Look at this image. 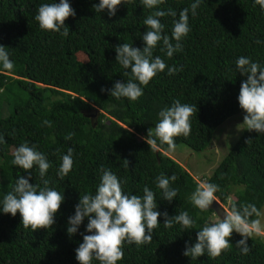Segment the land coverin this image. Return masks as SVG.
I'll return each instance as SVG.
<instances>
[{"label":"trees","instance_id":"16d2710c","mask_svg":"<svg viewBox=\"0 0 264 264\" xmlns=\"http://www.w3.org/2000/svg\"><path fill=\"white\" fill-rule=\"evenodd\" d=\"M52 2L0 0V45L6 47L15 65L11 71L0 65V136L6 141L0 143V264H79L75 249L83 242L81 234H91L86 231L88 218L71 236L67 233L68 219L75 214L80 195L95 194L102 169L111 170L127 194L142 196L144 187L150 188L157 211L167 212L169 217L187 211L196 221L192 229L178 223L165 228L161 215L152 242L140 246L125 242L124 257L117 264H264L262 236L250 237V251L243 254L236 246L243 237L236 232L229 249L219 257L183 255L186 243L195 244L197 232L214 212H202L192 204L191 195L199 184L164 153L168 145L153 136V148L145 139L159 122V112L175 100L198 109L190 118V135L174 138L176 146L185 144L197 152L209 146L220 124L243 111L238 96L246 76L237 71L235 62L244 56L264 67V9L255 0H201L196 15L189 11L191 31L180 42L182 50L168 57L162 41L153 49V57L159 56L178 71L168 75L166 68L147 86H141L143 96L130 101L101 91L112 89L116 81L131 79L130 69L116 61V46L128 43L142 50L147 30L143 21L157 10L177 13L159 18L165 26L163 34L171 38L173 21L181 10L191 9L195 0H164L153 9L145 7L142 0H125L111 17L107 9L101 13L94 10L93 5L100 0H68L75 16L65 21L67 37L42 30L35 20L38 8ZM78 52L87 59L80 61ZM95 109L98 115L93 122L87 114ZM45 120L51 126L44 124ZM249 138L251 143L246 144ZM25 142L51 163L43 178L37 166L25 171L12 164L14 150ZM69 148L73 149V168L61 179L57 174L61 157ZM162 173L177 177L171 182L177 189L171 202L156 186ZM20 176H30L29 183L40 187L48 180V187L63 194L64 202L51 228L32 231L23 227L19 212L14 217L2 212L3 197ZM205 183L219 186L215 196L223 204L236 188L228 211L233 205L239 209L246 203L261 211L264 133L244 128ZM92 264L100 262L93 259Z\"/></svg>","mask_w":264,"mask_h":264},{"label":"clouds","instance_id":"9594fccd","mask_svg":"<svg viewBox=\"0 0 264 264\" xmlns=\"http://www.w3.org/2000/svg\"><path fill=\"white\" fill-rule=\"evenodd\" d=\"M125 0H100L98 5H93L96 12L108 10V15L115 16L119 5ZM164 0H142V4L149 8H157ZM264 9V0H255ZM201 0H195L191 9L184 8L179 13V18L173 21L171 38L164 35V24L160 17L177 13L172 10H157L148 15L143 21L146 31L142 36L144 47H133L132 44L123 43L117 45L115 51L116 61L124 68L130 69L131 79L126 83L116 81L113 88L101 89L109 91L110 96L127 98L136 101L143 96V86L166 68L168 75H174L178 69L168 67L159 56L153 57V49L159 42H163L166 55L172 57L173 53L182 50L181 40L191 31L189 26V11L196 15V9ZM75 11L68 0H59V3L42 4L35 16L39 27L45 31L60 33L62 36L69 35V28L65 21L74 17ZM63 29V31H61ZM176 43L173 45L172 40ZM237 71L246 76L241 82L238 103L246 113L243 117V125L249 131L264 133V67L259 63L252 62L250 58L241 56L236 60ZM0 65L4 70L14 69V62L10 59L6 47L0 45ZM125 75H129L125 72ZM198 111L196 105L181 103L175 100L171 107H166L159 112V122L153 129H149L145 138L153 148L156 146V137L161 143L168 145L169 151L176 148L175 137L183 135L187 137L191 133V117ZM44 124L51 126L45 120ZM237 126V127H238ZM71 139V135L67 137ZM251 138L246 144L251 143ZM0 136V143H5ZM12 164L28 171L37 166L39 175L43 178L52 166L44 153L36 147L22 143L13 152ZM58 176L63 179L73 168V149L69 148L67 154L61 157ZM125 166L129 161L124 160ZM29 178L20 176L12 191L7 192L2 200V212L11 214L13 217L19 212L22 225L31 228L49 229L55 223V215L64 202V196L54 188L48 187L49 181L43 180L44 187L29 183ZM177 179L175 175L165 176L163 173L156 178V186L163 192V198L171 202L177 196V189L171 187V182ZM219 186L213 183H201L191 195L192 204L200 211H208L213 201H216L215 193ZM220 202V201H219ZM222 204V203H221ZM157 209L155 193L147 186L143 189V195L127 194L123 190L119 178L111 171L102 169L100 183L95 194L80 195L79 203L75 206V214L68 219L67 233L69 236L78 232L79 226L85 217L88 218L86 231L91 233L83 235V242L75 249L76 260L79 264H92L93 259L100 264H117L124 257L123 245L125 242L137 246L151 243L153 231L159 227L158 218L163 215L164 227L171 228L174 223L180 224L184 229L195 227L196 221L187 211L169 217L167 212L161 213ZM255 216V219H250ZM233 232L239 233L243 238L237 241L236 246L241 253L250 251L248 240L253 235H264V213L255 204L246 203L237 208L232 206L230 211H225L221 218L214 222L206 223L196 234V242L189 246L186 243L183 255L198 258L207 253L208 256L219 257L230 247V238Z\"/></svg>","mask_w":264,"mask_h":264},{"label":"rangeland","instance_id":"374dc122","mask_svg":"<svg viewBox=\"0 0 264 264\" xmlns=\"http://www.w3.org/2000/svg\"><path fill=\"white\" fill-rule=\"evenodd\" d=\"M77 58L80 61H85L87 59L83 52H78ZM245 114L244 111H241L227 118L222 124H220L215 129L209 146L201 152L194 151L185 144H180L176 146L174 151H169L167 149L164 153L185 168L198 184L205 183L206 178L212 173L222 156L234 144L244 130L245 127L243 125H238L243 123V117ZM235 190L236 188L234 187L231 195L227 199V203H222V208L225 211H228L229 202L235 199ZM261 212L264 213V207L261 209ZM218 218L219 217L215 213L209 214L205 224L214 222ZM261 236L264 240V235Z\"/></svg>","mask_w":264,"mask_h":264},{"label":"water","instance_id":"95a60500","mask_svg":"<svg viewBox=\"0 0 264 264\" xmlns=\"http://www.w3.org/2000/svg\"><path fill=\"white\" fill-rule=\"evenodd\" d=\"M98 115V110L95 109L94 112H89L87 114V116H89L91 118V120H93V122L96 120V117ZM210 209L213 210V212L219 217V215H221V217L223 216V213L225 212V210L222 208V204L221 202H219V200L216 199V201H213L212 205L210 206Z\"/></svg>","mask_w":264,"mask_h":264}]
</instances>
